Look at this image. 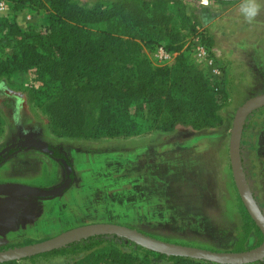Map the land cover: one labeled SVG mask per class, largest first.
<instances>
[{"label": "rangeland", "instance_id": "obj_1", "mask_svg": "<svg viewBox=\"0 0 264 264\" xmlns=\"http://www.w3.org/2000/svg\"><path fill=\"white\" fill-rule=\"evenodd\" d=\"M4 1L6 6L0 11V38L7 43L0 42V61L8 62L12 55H19L22 41L35 47L37 41L50 43L47 55L59 61L53 11L40 0H31L21 7ZM75 1L89 7L94 3L107 5L116 0ZM120 1L140 5L139 0ZM180 1L196 21L194 29L205 35L212 54L222 65L221 90L211 92L205 69L192 59L188 42L195 30L179 27L173 0L151 4L145 10L147 14L144 13L160 17L158 27L166 31L161 41H152V35L145 29L130 24L131 16L115 27L110 20L76 25L65 22L63 27L74 25L82 33L96 31L100 34L96 35L98 37H102L103 32H112L121 40L123 48L120 58L113 62L106 60L107 50L98 55L99 69L81 76L71 72V84L100 82L121 91L127 86L133 88L138 85L133 63L144 60L151 68L162 70L159 76L161 86L145 90L139 97L129 100L127 106L118 102L107 110L99 107L75 111L68 93H54L57 89L60 91L54 78L40 74L34 66L23 61L13 64L8 71L0 72V154L11 147L17 148L0 161V183L48 188L63 179L62 165L55 158L36 148L19 146L24 140H38L67 157L73 175L70 184L80 185L82 178L84 183L81 186L89 188V198L105 200H98L96 204L102 205L105 213L88 210L85 216L76 213V220H72L75 225L67 229L109 222L128 226L165 242L214 251L246 250L260 243L261 234L252 225L237 195L227 144L236 107L246 98L264 93V72L251 66L247 58H233L230 52L226 53L217 46L205 25L211 18L207 8L215 1L210 0L208 5L201 0ZM201 5L207 11L200 9ZM140 12L141 9H137L135 13ZM197 13L204 17L203 21ZM158 45L173 51L171 62L158 65L153 60L154 47ZM187 64L194 66L201 78L200 85L195 88L197 96L190 93L189 88L176 86L167 74V70ZM194 100L201 106L205 103V107H216L211 127L192 128L203 110L200 107L196 112H189L188 105ZM169 112H176L179 118L173 128L170 131L154 128L155 124L164 126L162 121ZM92 114L98 117L99 123L96 129L88 131L86 123ZM243 125L239 142L241 164L254 198L264 210V107L248 115ZM121 126L123 134H119ZM75 153L76 175L72 162ZM20 159L30 163L17 166ZM32 169L37 170L33 172ZM5 197H9L8 200L15 198L0 195V250L42 240L60 231L33 237L10 233L18 229L25 217L22 211L27 212V207L19 202H6ZM88 204L90 202H85L84 207ZM20 216L21 220H18ZM205 224L208 226L202 231L201 226ZM109 236L77 241L52 252L0 264H85L94 253L108 250L131 255L134 257L131 264L156 262L154 254L133 249L123 238ZM241 242L243 249L237 250L236 244ZM157 263L169 262L163 258ZM98 264L116 263L103 257ZM249 264H264V259Z\"/></svg>", "mask_w": 264, "mask_h": 264}, {"label": "trees", "instance_id": "obj_2", "mask_svg": "<svg viewBox=\"0 0 264 264\" xmlns=\"http://www.w3.org/2000/svg\"><path fill=\"white\" fill-rule=\"evenodd\" d=\"M12 2L14 7H21L26 2L31 0H8ZM45 3L48 8L53 11L54 14V30L56 31L57 41L55 42V48L58 51V55L61 57L59 61L53 60L48 57V53L51 49L50 43H40L37 41L36 47L25 41H22L19 46V55H12L11 61L2 62L0 61V72L8 71L13 64L19 62H25L34 66L40 74H46L54 78L59 84L60 91L57 89L54 93L65 92L70 96V102L73 104L74 110H92L102 107L107 110L110 106H115L118 102H124L123 105H128L129 100L135 99L144 93L145 90L161 86V80L159 76L162 75V70L156 68L153 69L144 60H138L133 63V71L135 74V80L138 84L136 87H126L123 91L117 89L110 84H102L100 82H84L83 84H71L69 82V75L72 73H77L81 76L85 73H90L93 70L99 69L101 65L97 63V56L100 55L104 50H107L105 54L106 60L113 62L114 59H119L123 53L121 40L112 35V32H103L102 37L96 31H85L82 33L77 26L74 25L84 23V24H94L106 20L114 22V27L120 23L121 20L130 17V24L143 28L146 33L152 35V41H161L166 31H162L158 27V23L161 21L160 17L146 16L145 10L151 5L162 2V0H149L148 2L139 0L140 5L128 4L120 0L112 1L109 4L94 3L91 6H84L78 4L75 0H40ZM173 7L176 15L179 18V27L194 29L196 26V21L185 11V5L180 0H173ZM137 9H141L140 13H135ZM145 13V14H144ZM65 22H70L74 24L73 26H65ZM12 29L11 26H9ZM15 31H20L14 28ZM195 30V29H194ZM196 31V30H195ZM193 31V33L195 32ZM94 35L96 39H94ZM91 36V41L89 37ZM202 40L207 45L206 37L201 32ZM3 41L7 43V40L0 38V42ZM53 42V45H54ZM164 47V46H163ZM166 50L168 48L164 47ZM173 52V51H171ZM167 74L171 79L174 80V84L179 87L189 88V92L196 94L195 88L200 85L201 78L197 75V70L192 65H181L167 70ZM207 78V77H206ZM114 79V77H111ZM206 83V82H205ZM207 83L211 89V92H217L221 90L213 91L212 86ZM191 101L188 105L189 112H196L197 108L203 107L200 117L197 119L198 123L193 124V129H205L211 127L212 120L215 118L216 107L209 105L205 107L201 106L199 103ZM176 108V107H175ZM180 112H183L181 108H178ZM176 111V109H175ZM177 113H170L168 116L164 117L163 127H159L160 124H155L154 128L159 130L170 131L173 128L174 122L179 118ZM98 117H91L87 120L86 130L90 131L96 129L98 126ZM244 127V125H243ZM128 130V128H127ZM124 128L121 126L119 134H123ZM52 152L51 156L55 159L62 158L66 163L70 164L67 157L60 153L57 149L47 146ZM17 147H11L0 154V161L6 158L11 152L15 151ZM242 161V160H241ZM70 178L73 177L72 173L69 175ZM253 225V223H252ZM254 226V225H253ZM255 227V226H254ZM92 236L86 239L80 240H95L94 238L103 237ZM115 239H121L115 236H109ZM129 243L130 247L133 249H141L146 253H151L155 255L156 262L151 264H159L157 260L165 259L168 264H207L208 262L203 260H196L186 257L178 256H164L162 254L154 253L152 251L142 249L139 246ZM74 244V243H71ZM70 244V245H71ZM242 242L236 244L237 250H241ZM54 251V250H53ZM52 252V251H50ZM103 257H108L112 263L116 264H131L134 257L128 255L125 252H116L114 250H108L107 252L102 251L94 253L90 260L85 264H98Z\"/></svg>", "mask_w": 264, "mask_h": 264}, {"label": "water", "instance_id": "obj_3", "mask_svg": "<svg viewBox=\"0 0 264 264\" xmlns=\"http://www.w3.org/2000/svg\"><path fill=\"white\" fill-rule=\"evenodd\" d=\"M261 107H264V93L252 95L236 107L231 119L227 144L229 167L237 195L247 215L261 234V241L258 245L241 251H214L165 242L122 224L100 222L78 225L42 240L0 250V263L49 252L88 237L99 235L123 238L143 249L165 256L186 257L214 264H249L262 261L264 259V210L258 206L254 193L249 187L239 153V142L244 121L248 115ZM19 146L36 148L47 154L52 152L46 143L38 140H24L19 143ZM58 161L63 167L64 177L57 185L39 188L16 183H0V195L47 198L62 193L70 184L69 174L71 168L64 159L59 158Z\"/></svg>", "mask_w": 264, "mask_h": 264}, {"label": "crops", "instance_id": "obj_4", "mask_svg": "<svg viewBox=\"0 0 264 264\" xmlns=\"http://www.w3.org/2000/svg\"><path fill=\"white\" fill-rule=\"evenodd\" d=\"M240 1H215V3L210 4L207 13L211 18L209 23H205V25L212 33L217 46L226 53L230 52L233 58H247L251 66L264 72V7H262L254 22L249 24L240 13L242 4V1ZM258 2L264 6V0H258ZM200 9L207 11L203 5ZM198 18L204 19L201 15H198ZM72 162L76 175V153L73 155ZM28 163L30 162L20 159L17 161V166ZM36 170L33 171L32 169L33 172ZM83 183L81 178L80 185H75L72 182L62 193L48 198L25 199L24 197H15L9 200V197L3 198V200H7L6 202H19L24 204V208L27 207V212L22 211L25 217L20 221L18 229L16 231L12 230L10 233L30 237L47 235L59 230L63 231L68 226L75 225L72 220H76V213L79 216H85L88 211L105 213L106 210L102 205H96L98 200H105H100L97 197L89 198V188L82 187ZM87 201L90 204L84 207ZM18 220H21V216ZM12 222L14 223V220ZM199 222L202 225V219ZM207 226L206 224L201 226L202 231Z\"/></svg>", "mask_w": 264, "mask_h": 264}, {"label": "built area", "instance_id": "obj_5", "mask_svg": "<svg viewBox=\"0 0 264 264\" xmlns=\"http://www.w3.org/2000/svg\"><path fill=\"white\" fill-rule=\"evenodd\" d=\"M6 2L0 0V11L4 9ZM189 48L192 59L199 63L206 71L208 82L212 86V90H219L223 83L224 71L221 63L214 57L208 45H206L201 36V31H195L189 37ZM173 53L166 50L163 46L154 47L153 60L158 65L171 62Z\"/></svg>", "mask_w": 264, "mask_h": 264}, {"label": "clouds", "instance_id": "obj_6", "mask_svg": "<svg viewBox=\"0 0 264 264\" xmlns=\"http://www.w3.org/2000/svg\"><path fill=\"white\" fill-rule=\"evenodd\" d=\"M204 5H208L210 0H201ZM261 3L258 0H243L240 6V13L243 15L244 20L251 24L255 18L259 15L262 9Z\"/></svg>", "mask_w": 264, "mask_h": 264}, {"label": "flooded vegetation", "instance_id": "obj_7", "mask_svg": "<svg viewBox=\"0 0 264 264\" xmlns=\"http://www.w3.org/2000/svg\"><path fill=\"white\" fill-rule=\"evenodd\" d=\"M48 146H50V145H48ZM14 147H16V146H14ZM13 147V148H14ZM48 156H51L50 154H47ZM59 159V158H58ZM58 159H56L57 161H58ZM59 162V161H58ZM66 162V161H65ZM60 163V162H59ZM61 164V163H60ZM68 164V163H67ZM68 165H70V164H68ZM63 168V167H62ZM71 168V167H70ZM63 172H64V170H63ZM70 173H72V172H70ZM70 175V174H69ZM64 177V176H63ZM73 178V177H72ZM72 178H70V179H72ZM71 182V181H70ZM17 197H19V196H17ZM21 198V197H20ZM19 198V199H20ZM25 199H42L41 197H36V198H30V197H24ZM48 198V197H47ZM69 229V228H68ZM66 230V229H65ZM60 232V231H59ZM57 234V233H56ZM55 235V234H54ZM51 236H53V235H51ZM50 237V236H49ZM48 238V237H47Z\"/></svg>", "mask_w": 264, "mask_h": 264}]
</instances>
